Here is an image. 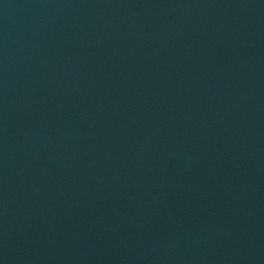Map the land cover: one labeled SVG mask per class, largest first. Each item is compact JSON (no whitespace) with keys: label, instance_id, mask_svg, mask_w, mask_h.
Here are the masks:
<instances>
[{"label":"water","instance_id":"1","mask_svg":"<svg viewBox=\"0 0 264 264\" xmlns=\"http://www.w3.org/2000/svg\"><path fill=\"white\" fill-rule=\"evenodd\" d=\"M0 264H264V0H0Z\"/></svg>","mask_w":264,"mask_h":264}]
</instances>
